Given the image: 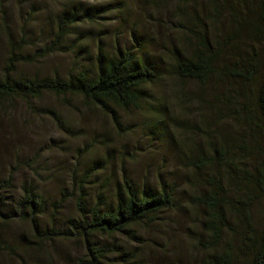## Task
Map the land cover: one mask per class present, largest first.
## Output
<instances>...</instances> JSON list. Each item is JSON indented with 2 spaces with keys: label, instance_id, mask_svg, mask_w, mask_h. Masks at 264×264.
Masks as SVG:
<instances>
[{
  "label": "rangeland",
  "instance_id": "374dc122",
  "mask_svg": "<svg viewBox=\"0 0 264 264\" xmlns=\"http://www.w3.org/2000/svg\"><path fill=\"white\" fill-rule=\"evenodd\" d=\"M262 4L264 8V0L212 4L188 0L185 5L179 0H0V73L11 38L19 45L27 41L25 52L32 54L49 44L59 14L91 9L90 17L80 19L64 41L63 49L31 65L20 64L15 76L58 75L68 80L80 72L89 74L101 48L117 53L136 47L159 75L144 88L145 103L117 110L116 120L82 97L44 94L38 100L17 98L0 105V179L12 184L3 195L0 213L20 215L22 187L36 190L47 202L39 218L41 230L70 232V226L80 221L77 189L86 171H95L85 184L89 207L98 196L112 205L125 179L140 192L168 185L175 188L174 208L160 214L153 225L137 226V241L120 235L94 239L119 247L118 254L103 264H126L125 260L129 264H205L206 256L212 254L202 246L209 241L204 231L208 210L196 204V196L207 192L209 183L220 182L231 192L230 203L240 207L237 201H247L243 195L247 187L230 166L215 164L199 173L188 168L185 154L212 159L215 150H225L237 162L235 168L264 166V153L249 151L247 128L238 110L244 100L255 107L256 98L250 93L257 91L259 79L248 85L222 75L224 65L239 71L235 63L261 60L260 67L264 66L258 9ZM235 32L242 38H234L232 46L223 50V41ZM204 39L218 54L220 74L216 72L201 87L177 77L174 66L192 58ZM162 120L164 125L157 122ZM254 121L260 127L264 124L257 114ZM250 196L254 198L253 227L258 230L264 225V193L254 186ZM64 200L55 213L54 207ZM233 213L231 219L247 231L242 212L237 208ZM0 234L8 246L0 250V264L87 261L84 239L78 237L39 246L30 224L18 219L6 225L0 222ZM234 240L238 242L239 237Z\"/></svg>",
  "mask_w": 264,
  "mask_h": 264
},
{
  "label": "trees",
  "instance_id": "16d2710c",
  "mask_svg": "<svg viewBox=\"0 0 264 264\" xmlns=\"http://www.w3.org/2000/svg\"><path fill=\"white\" fill-rule=\"evenodd\" d=\"M60 2L67 0H50ZM182 5L188 0H179ZM190 1V0H189ZM215 3L219 0H208ZM223 0H221L222 2ZM260 12V29L264 32V8L263 4L258 8ZM91 9H71L59 14L55 22L53 35L50 36L49 44L45 48L38 49L30 54L25 52L28 43L22 40L19 45L15 39H10L9 56L0 73V105L17 98L29 102L41 99L44 94H52L57 97H82L94 107L99 108L107 115L117 118V110H127L131 107L140 108L144 101V88L157 81L159 75L152 63L144 58L137 47L124 52L107 53L102 48L98 51L93 69L88 73L80 72L68 80L61 79L58 75L43 76L20 74L17 77V68L20 64L31 65L39 59H45L63 49V43L72 36L74 27L81 21L89 18ZM242 38L237 32L228 36L223 41V50L231 47L234 38ZM238 39V40H239ZM261 42V41H260ZM198 51L192 58L178 62L174 66V74L182 80L194 81L201 87L206 86L209 79L219 73L217 56L204 39ZM94 59H91V62ZM261 60L245 63H235L240 69L237 71L228 65L222 67V75L250 85L258 77L255 107L250 106L249 100L240 105V121L247 128L249 151L252 154L264 153L261 146L264 145V124L260 127L254 121L255 114L264 122V66L260 67ZM247 63V62H246ZM219 76V75H218ZM237 94V93H235ZM243 97L244 95L237 94ZM249 102V103H248ZM245 104H247L245 106ZM46 113L56 117L51 111ZM116 122V121H115ZM164 125L165 120L157 121ZM167 132V131H165ZM168 133V132H167ZM253 143V146L250 145ZM186 153V152H185ZM233 155L227 151H214V157L209 159L205 155L190 158L185 154L187 167L196 172H204L215 164L230 166L235 177L247 187L243 193L247 201L238 200L236 207L230 203V191H227L219 183H209L207 192L199 194L195 198L196 204L208 210V220L204 224V231L209 236V241L202 244L205 251L212 252L206 256L205 264H264V225L255 230L252 222L250 209L252 200L250 195L256 186L264 193V166L259 165L252 169L235 168L237 163ZM193 160V161H192ZM250 171V173L248 172ZM252 171V172H251ZM95 171H86L85 177L77 189V211L80 221L70 226V232L55 229L41 230L39 218L47 210L46 199L42 194H37L32 189L22 187V196L18 204V212L24 217H19L14 212L10 214L0 213V222L8 224L14 219L28 222L33 230L38 245L50 243L54 240H64L72 237L84 239L87 261L81 264H103L109 257L118 254L119 247L107 243L94 242L96 237L124 236L128 241H137L139 225H153L157 218L165 211L174 208L175 188L163 185L158 190L138 191L135 185L128 179L124 180L122 188H118L114 203L108 206L103 202L102 196H98L95 204L91 207L87 203L85 184L94 175ZM12 184L8 180L0 179V208H3V195L10 192ZM66 200L60 202L55 209L58 213ZM242 212L247 231H242L231 219L236 209ZM238 236L236 242L234 237ZM0 250H8L0 234ZM10 252V251H8ZM125 256V255H124ZM131 262V261H130ZM126 264H129L126 262ZM80 264V262L78 263Z\"/></svg>",
  "mask_w": 264,
  "mask_h": 264
},
{
  "label": "bare ground",
  "instance_id": "6f19581e",
  "mask_svg": "<svg viewBox=\"0 0 264 264\" xmlns=\"http://www.w3.org/2000/svg\"><path fill=\"white\" fill-rule=\"evenodd\" d=\"M153 133L157 132L160 135V131H152Z\"/></svg>",
  "mask_w": 264,
  "mask_h": 264
}]
</instances>
